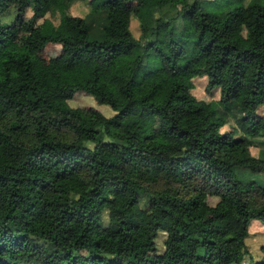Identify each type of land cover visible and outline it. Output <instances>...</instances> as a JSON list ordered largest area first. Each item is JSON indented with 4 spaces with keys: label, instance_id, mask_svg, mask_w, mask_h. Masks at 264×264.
<instances>
[{
    "label": "trees",
    "instance_id": "16d2710c",
    "mask_svg": "<svg viewBox=\"0 0 264 264\" xmlns=\"http://www.w3.org/2000/svg\"><path fill=\"white\" fill-rule=\"evenodd\" d=\"M257 139L264 0H0V264H264Z\"/></svg>",
    "mask_w": 264,
    "mask_h": 264
},
{
    "label": "rangeland",
    "instance_id": "374dc122",
    "mask_svg": "<svg viewBox=\"0 0 264 264\" xmlns=\"http://www.w3.org/2000/svg\"><path fill=\"white\" fill-rule=\"evenodd\" d=\"M87 2L82 3L80 6L75 8L74 13L78 14H83L87 11ZM220 7L211 4L209 7V11L212 13H218L220 12ZM177 14L176 10L171 7H163L162 10L158 13H156L157 16H162L166 19L173 18ZM46 17L49 18L55 25H58L61 19V14L58 11L54 12H48L46 14ZM88 21L90 25V30L94 36L99 35L102 31L103 25L105 23V12L104 11H93L90 13L88 16ZM131 32L133 36L136 39H139L141 36V27L138 21H135L131 24ZM157 63L154 62L151 65V68H156ZM69 104L72 107H94L98 110H100L105 116L109 117L114 114V111L111 109L110 106L105 105V104H98L95 99L87 95L85 93L79 92L77 93L72 100L69 101ZM229 122L231 123L232 127L237 130V136L242 137L243 132L241 130V125L240 123V114L233 112L229 116ZM256 143V146L253 147V149L258 152V156L264 158V140L263 139H257L254 140ZM238 173L241 179L245 181L249 180H254L256 181L259 185L264 187V173H252L246 169L239 168ZM147 202V199L145 197L142 198L141 205H145ZM165 238L164 233L160 234L159 237H157V247L159 251L164 250V245H163V240ZM246 244L248 247V250L251 254V257L255 261H259L264 257V254L261 251V247L264 245V225H262L258 221H252L250 226H249V233L248 237L246 238ZM243 264H250V259L246 257L245 261Z\"/></svg>",
    "mask_w": 264,
    "mask_h": 264
}]
</instances>
